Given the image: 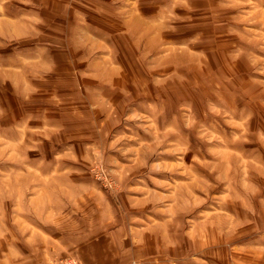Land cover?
<instances>
[{
	"label": "rangeland",
	"instance_id": "rangeland-1",
	"mask_svg": "<svg viewBox=\"0 0 264 264\" xmlns=\"http://www.w3.org/2000/svg\"><path fill=\"white\" fill-rule=\"evenodd\" d=\"M264 264V0H0V264Z\"/></svg>",
	"mask_w": 264,
	"mask_h": 264
},
{
	"label": "crops",
	"instance_id": "crops-1",
	"mask_svg": "<svg viewBox=\"0 0 264 264\" xmlns=\"http://www.w3.org/2000/svg\"><path fill=\"white\" fill-rule=\"evenodd\" d=\"M77 251L82 264H117L118 259L114 245L111 241H105L102 236H97L91 240L82 241L77 246ZM15 264H45L35 259L27 258Z\"/></svg>",
	"mask_w": 264,
	"mask_h": 264
},
{
	"label": "built area",
	"instance_id": "built-area-1",
	"mask_svg": "<svg viewBox=\"0 0 264 264\" xmlns=\"http://www.w3.org/2000/svg\"><path fill=\"white\" fill-rule=\"evenodd\" d=\"M61 264H78V262L76 261V259L73 257H69L67 259H65Z\"/></svg>",
	"mask_w": 264,
	"mask_h": 264
}]
</instances>
